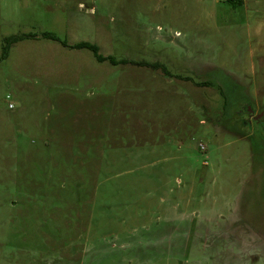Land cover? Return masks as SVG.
<instances>
[{"label":"rangeland","instance_id":"obj_1","mask_svg":"<svg viewBox=\"0 0 264 264\" xmlns=\"http://www.w3.org/2000/svg\"><path fill=\"white\" fill-rule=\"evenodd\" d=\"M16 34L0 264H264V0H0Z\"/></svg>","mask_w":264,"mask_h":264},{"label":"trees","instance_id":"obj_2","mask_svg":"<svg viewBox=\"0 0 264 264\" xmlns=\"http://www.w3.org/2000/svg\"><path fill=\"white\" fill-rule=\"evenodd\" d=\"M229 2L231 3H239L241 2V0H228ZM30 35H25V34H16V35H10L8 37H5L4 38V43L2 45V49H1V54H0V58H4L6 57L7 53H8V49L10 47V45L20 39H23V38H26V37H29ZM40 37L42 38H47V39H50V40H54V41H57L61 46H64V47H68V48H85L87 50H89L92 54V56L94 57V59L98 62H101V61H107L109 62L110 64H123V63H133V64H136V65H139V66H146V67H151L153 69H160L162 71V73L164 75H168L166 74L165 72V68L164 66H162L160 63H157V62H154V63H149V62H145V61H137V62H134V61H129V60H126V59H115L112 55H102L100 53H98V49L97 47L94 45V44H91V43H88V42H77L75 44H67L65 41H62V40H59L55 35H53L52 33L50 32H42L40 33L39 35ZM199 85H207V86H213V88H216L219 95L220 96H224V94L222 93V90H220L218 88V85H212L210 84V82H200L198 83ZM224 104L226 103L225 101H223ZM223 104V103H222Z\"/></svg>","mask_w":264,"mask_h":264},{"label":"flooded vegetation","instance_id":"obj_3","mask_svg":"<svg viewBox=\"0 0 264 264\" xmlns=\"http://www.w3.org/2000/svg\"><path fill=\"white\" fill-rule=\"evenodd\" d=\"M226 112L227 111H225L224 108H223V113L222 114H226ZM240 112L244 114V119L243 120L254 119L256 117V115L259 113V112L256 113V111H254V109L251 107L250 103H244V105L242 107V110Z\"/></svg>","mask_w":264,"mask_h":264},{"label":"built area","instance_id":"obj_4","mask_svg":"<svg viewBox=\"0 0 264 264\" xmlns=\"http://www.w3.org/2000/svg\"><path fill=\"white\" fill-rule=\"evenodd\" d=\"M222 1H224V0H222Z\"/></svg>","mask_w":264,"mask_h":264}]
</instances>
